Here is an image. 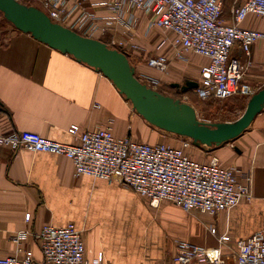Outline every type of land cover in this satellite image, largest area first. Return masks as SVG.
<instances>
[{
	"label": "crops",
	"instance_id": "0c3cea01",
	"mask_svg": "<svg viewBox=\"0 0 264 264\" xmlns=\"http://www.w3.org/2000/svg\"><path fill=\"white\" fill-rule=\"evenodd\" d=\"M91 1L85 4L89 7ZM91 10L107 13L104 8L91 7ZM133 13L139 21L132 30L118 27L111 34H97L93 38L125 52L140 81L148 75L171 87L172 83L186 80L199 82L201 69L210 59L190 51L184 52V59L178 58L173 32L164 30L162 37L160 27L150 25L155 15L143 10ZM1 19L0 127L3 132L35 131L46 138L69 143L74 141L68 131L72 125L82 130L110 127L119 138L130 136L149 143H173L169 132L147 122L102 72L17 29L6 18L8 22ZM241 25L261 30L264 18L249 15ZM163 38L165 44L159 47ZM231 54L243 63L248 61L238 44ZM159 55L169 60L165 72L148 64L149 58ZM250 59L253 63L247 79L257 83L264 79V40L252 46ZM191 90L197 100L198 94L194 88ZM238 97L246 98L234 96L224 101H238ZM181 100L191 104L198 116L192 101ZM236 109L232 106L224 114H232ZM208 150L210 157H219L223 166L236 167L241 172L253 169L252 200H244L217 215L194 212L198 210L188 212L164 201L158 207L152 206L158 208L152 210L146 198L117 181L109 183L92 176H76L73 161L64 155L25 147L14 151L9 146H0V257L15 255L19 245L12 240L13 235L28 230L31 234L22 241L19 256L30 254L31 264H46L33 233L47 224L74 223L82 231L86 256L93 259L103 252L105 264H174L179 240L217 247L223 234L228 233L230 241L235 242L264 230V109L241 136ZM124 193L134 196L135 205L121 201ZM27 213H31L29 221L25 219ZM227 246L222 244L223 252Z\"/></svg>",
	"mask_w": 264,
	"mask_h": 264
},
{
	"label": "built area",
	"instance_id": "2783aa9c",
	"mask_svg": "<svg viewBox=\"0 0 264 264\" xmlns=\"http://www.w3.org/2000/svg\"><path fill=\"white\" fill-rule=\"evenodd\" d=\"M18 1L34 3L53 22L90 38L111 34L118 27L132 30L139 21L134 10L152 13L155 18L150 25L173 32L178 58L184 59V52L190 51L210 59L202 67L201 80L194 88L203 102L234 96L250 98L258 92V86L248 81L247 71L253 63L252 46L264 40V29L246 28L241 22L249 15L264 18V0H245L234 7L232 24L223 19L225 0H92L90 8L85 4L90 0ZM91 7L104 8L107 13L98 14ZM165 41L163 38L159 47ZM237 44L247 56V63L231 54ZM148 64L165 72L169 60L159 55L149 58ZM141 82L159 90L157 77L143 76ZM68 131L74 141L65 143L35 131L5 133L0 127V146H9L14 151L25 147L64 155L73 161L76 176H92L109 183L117 181L147 198L153 207L169 201L188 212L199 210L217 215L254 198L253 169L241 172L236 167L223 166L217 156L207 161L195 159L190 149L202 150L208 146H196L190 137L175 134L178 143H149L130 136L116 137L110 127L82 130L72 125ZM25 219L29 221L31 213ZM30 234L28 230L14 234L12 240L19 245L16 254L0 257V264H31L30 254L19 256L22 241ZM33 235L38 239L46 264H105L103 252L93 259L86 256L82 231L72 222L44 225ZM230 240L228 233L219 237L217 247L179 240L174 264H223L222 244ZM235 242V264H264V230Z\"/></svg>",
	"mask_w": 264,
	"mask_h": 264
},
{
	"label": "water",
	"instance_id": "95a60500",
	"mask_svg": "<svg viewBox=\"0 0 264 264\" xmlns=\"http://www.w3.org/2000/svg\"><path fill=\"white\" fill-rule=\"evenodd\" d=\"M0 11L17 29L102 72L151 125L169 133L190 137L196 146L219 147L234 141L264 109L263 86L248 99L244 112L237 119L221 122L200 120L191 104L141 82L125 52L53 22L37 6L26 5L18 0H0ZM197 86L195 80H186L184 84L172 83V87L183 92Z\"/></svg>",
	"mask_w": 264,
	"mask_h": 264
},
{
	"label": "rangeland",
	"instance_id": "374dc122",
	"mask_svg": "<svg viewBox=\"0 0 264 264\" xmlns=\"http://www.w3.org/2000/svg\"><path fill=\"white\" fill-rule=\"evenodd\" d=\"M244 1L245 0H225L224 1V3H223V8H224L223 9L224 10L223 19H224V21L226 23L232 24V20L234 21L233 12H232L233 8L237 7V6H240ZM24 2H26V1H24ZM26 4L27 5H33L34 3L28 1V2H26ZM33 6H37V5H33ZM0 18H2L1 21L2 20L3 21H7L1 11H0ZM159 31L161 32V36L164 37V35H165L164 29L160 28ZM256 82L257 83H255V85L258 86L257 88L261 89L264 86V79L261 80V81H256ZM180 84H184V83H180ZM158 89H159L158 90L159 92H161V93H163L165 95H169V96H172L174 98H180V99H183V100H186V101H192L194 103V105L198 109V118H200L202 120H210V121H213V122H219V121H225V120L226 121H233L235 118H237L239 115H241V111H242V109H244V104L246 105L245 102H247V100H248V97H246V98L238 97L239 98L238 101H235V100L232 101L234 103H232V102L228 103V102H226L224 100L223 101H221V100H219V101H209V102L206 103V102H203L200 98L195 100L197 98V96L192 92V90L191 91H187V92H183L179 88H176V87L173 88V87H170L168 85H164V84H162V82H160V85H159ZM191 94H194V96L192 97ZM232 106L237 108L236 111L233 112L232 114H230V113L229 114L228 113L224 114V111L227 110V109H230ZM169 134L174 138L173 140L176 143H178V140H175V135L173 133H169ZM174 141H173V143H175ZM203 148L204 149H202V150H200V148H191L190 149V154L195 159H198L200 161H207L210 158V155H209L210 152L208 150V148H210V147L203 146ZM143 198H145V197H143ZM120 199H121V201H124V202H127V203H132L134 205L136 203V201L134 199V196H129L127 193L122 194ZM146 201H147V205L150 208H152V210L158 209V208H153L151 206V204H150V201L148 199ZM162 203H169V201L168 202L164 201ZM169 204H173V203L170 202ZM194 212L195 213H203V212H201L199 210L198 211H194ZM204 214H207V213H204ZM235 243L236 242L227 243L228 246L226 247V250H225L226 252H224L222 257H221L222 258L221 262L223 264H229V263L235 264V248H236ZM212 253H213V250H211V254Z\"/></svg>",
	"mask_w": 264,
	"mask_h": 264
},
{
	"label": "trees",
	"instance_id": "16d2710c",
	"mask_svg": "<svg viewBox=\"0 0 264 264\" xmlns=\"http://www.w3.org/2000/svg\"><path fill=\"white\" fill-rule=\"evenodd\" d=\"M3 13V12H2ZM4 15V14H3ZM171 87V86H170ZM174 88V87H173ZM188 91H190V90H188ZM249 99V98H248Z\"/></svg>",
	"mask_w": 264,
	"mask_h": 264
},
{
	"label": "bare ground",
	"instance_id": "6f19581e",
	"mask_svg": "<svg viewBox=\"0 0 264 264\" xmlns=\"http://www.w3.org/2000/svg\"><path fill=\"white\" fill-rule=\"evenodd\" d=\"M211 253V252H210Z\"/></svg>",
	"mask_w": 264,
	"mask_h": 264
}]
</instances>
